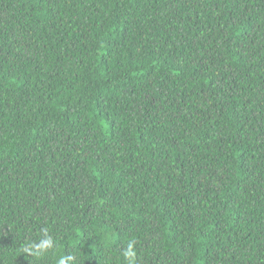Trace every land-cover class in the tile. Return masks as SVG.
I'll return each instance as SVG.
<instances>
[{
    "label": "trees",
    "instance_id": "16d2710c",
    "mask_svg": "<svg viewBox=\"0 0 264 264\" xmlns=\"http://www.w3.org/2000/svg\"><path fill=\"white\" fill-rule=\"evenodd\" d=\"M131 238L264 264V0H0V264Z\"/></svg>",
    "mask_w": 264,
    "mask_h": 264
},
{
    "label": "clouds",
    "instance_id": "9594fccd",
    "mask_svg": "<svg viewBox=\"0 0 264 264\" xmlns=\"http://www.w3.org/2000/svg\"><path fill=\"white\" fill-rule=\"evenodd\" d=\"M44 237L39 240V243H31L26 248L25 251L29 252L32 255L39 256L46 251L53 249L56 245L54 244V241L51 236L48 235L47 230H43ZM136 244L137 240L135 238H131L127 242V246L121 253V264H135L136 258H137V252H136ZM73 257L71 255L69 256H62L58 260V264H71L73 261Z\"/></svg>",
    "mask_w": 264,
    "mask_h": 264
}]
</instances>
